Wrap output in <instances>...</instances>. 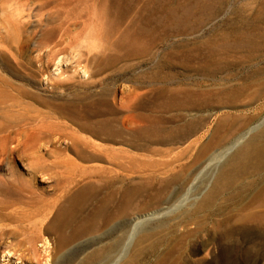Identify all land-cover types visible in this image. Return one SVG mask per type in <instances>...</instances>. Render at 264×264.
Segmentation results:
<instances>
[{
	"label": "bare ground",
	"instance_id": "bare-ground-1",
	"mask_svg": "<svg viewBox=\"0 0 264 264\" xmlns=\"http://www.w3.org/2000/svg\"><path fill=\"white\" fill-rule=\"evenodd\" d=\"M62 1L53 8L64 7L69 0ZM81 2L85 6L78 10ZM73 3V7L67 5L72 8L67 12L81 17L87 11L88 37L95 46L88 47L85 63L82 53L77 57V70L84 72L85 80H76V72L63 76L58 66L57 73L59 78L65 77L68 86L101 85L99 88L48 98L0 72V156L16 152L29 167L25 176L11 162L8 176L0 177L5 196L23 204L21 211L17 206L18 210L1 215L6 222L0 219V264H241L243 254L253 251L257 255L256 247L244 250L238 239L264 236V68H256L257 92L253 93H249L252 84L247 83L248 78L240 85L220 87L207 81L232 66L233 60H257L263 55L264 28L250 35L236 27L223 39L198 49L180 41V46L188 47L177 53L179 62L161 61L155 66L157 70L139 73L131 79L133 88H124L119 97L118 88L107 78L127 76L135 64L125 67L121 63L136 58L139 66L159 40L173 32L189 31L167 24L182 22L192 11L194 0ZM51 4L45 0L40 10L48 11ZM22 36L19 27L14 36L2 38L11 45ZM63 43L62 34L54 40L50 28L42 31L38 58L45 63L39 70L45 73L51 62L58 65L64 61ZM178 66L184 71L175 73ZM166 68L179 78L175 88L141 89L147 80L153 84L160 81ZM104 73L106 82L96 78ZM44 79L57 81L48 73ZM21 97L39 101L51 110L28 101L25 104ZM254 101L263 102L247 111L238 109L243 102ZM225 106L235 110L217 111L216 123L209 129L203 126L206 114L188 119L181 112L169 118L159 114L160 108L172 112ZM57 135L71 142L65 148L55 143L47 152L53 157L49 160L41 150L54 143ZM176 143L185 145L176 147ZM239 143L223 160L205 196L194 203L195 207L191 205L192 209L180 208V203L206 181L193 187L202 161L207 162L204 170ZM70 150L82 162L69 156ZM59 168L62 170H56ZM40 173L54 180L49 185L56 190L53 198L37 192L35 180ZM178 195V202L169 206ZM156 205L159 208H151ZM201 212L205 218L196 226L177 232L180 224ZM165 214L168 216L160 218ZM179 217L182 220L173 223ZM169 227L173 233L162 234ZM203 234L209 235L208 241H201L203 246L213 244L215 250L195 257Z\"/></svg>",
	"mask_w": 264,
	"mask_h": 264
},
{
	"label": "rangeland",
	"instance_id": "rangeland-1",
	"mask_svg": "<svg viewBox=\"0 0 264 264\" xmlns=\"http://www.w3.org/2000/svg\"><path fill=\"white\" fill-rule=\"evenodd\" d=\"M44 1L45 0H0V72L4 76L13 80L15 83L20 84L31 91L40 93L42 96L48 98H50V96H58L60 94L70 95L71 93L79 90H89L90 88L91 89L99 88L101 85L100 86L91 85L90 88L88 84L85 86H80V85L74 87L68 86L66 84L67 80L65 79V77H67L70 74H74L75 72H76V77H75L76 80L81 81L87 78L86 76H84V72H81L80 69L77 70L78 66L76 62L78 60L77 57H79V54L82 53L83 63H85L87 59L86 56L88 53V47L91 48L95 46L93 44V39L88 37L89 17L87 11H83V15L81 17H79L78 14L68 13L67 10L69 11L72 9L71 7H73L74 4L73 2H75V0L74 1L69 0L68 4L65 5L66 7L64 6L61 8H56V7L53 8V5L56 6L58 0H46L52 3L50 6L52 8L48 9V11L47 10L41 11L40 6ZM62 2L64 1L59 0V3ZM71 4H72L71 7L67 6ZM78 4L79 5L81 4L80 6H78L79 7L78 10L83 9V7L85 6V4H83L82 2ZM183 4H187V3L184 1ZM47 17L49 21H46ZM167 25L177 29L183 27V28H189L190 30L186 32H173L170 36L166 37L165 39L159 40L156 46L152 48L153 50L151 51V54L146 56L143 59L144 62L139 66L138 65L136 66V63H138L140 59H136V58L121 63L120 65L125 67L130 66L131 64H135V66H133L132 69L128 70V74L125 77L116 75L117 78L116 76H113L115 79L114 78L111 79V77L107 78L109 82L111 81L112 87L116 86L118 88L117 94L119 97L123 96L122 90L124 88L127 89L133 88L134 82L131 79L138 76L139 73L143 71L151 72L153 68L154 70L152 71L157 70L155 66L161 61L175 60L176 62H179L178 57L180 56L178 54H181L182 52L186 51L187 48L185 47H188L187 45L180 46L181 43L184 42L191 43L194 46V48L198 49V47H202L204 45L206 46L210 42L211 43L214 41L217 42L223 39L227 35V33L235 29L236 27H242V29L244 28V31H246L248 34L254 35V33L257 32V28H264V0H194V7L192 11L190 12L189 15H186L185 19L182 22H180L179 24H177L176 22H170ZM19 27L21 28L23 35L20 39L21 42L19 41L21 46L19 45V42L17 44L14 43L15 45L14 44L11 45L9 44L10 46L7 45L4 42L3 38L6 35L14 36ZM45 28L51 29L54 40H58L62 34V40L64 41V43L61 46H63L64 48V52L62 53V56L64 57V61L58 65H57V61L51 62L49 64V68L47 69V71L43 73L41 70H39V68L42 63H45V61L43 62L38 58L41 52L38 47V40L42 34V31ZM22 39L24 41H22ZM179 46L181 47L180 49L183 51L180 52ZM174 52H176L175 54L177 53L178 54L175 55ZM167 56L169 59L167 58ZM243 60L244 61L241 60L240 62L233 60L232 66H230L223 73H219V76L207 82L210 83V86L217 85L218 87H220V86H230L233 84L240 85L243 84L242 81L243 79L248 78L247 83L252 84L249 93L257 92L256 68L258 67L264 68V54L260 55L257 58V60L255 58L250 60L249 59H243ZM56 66L62 68L61 73L63 72L64 74L63 76L65 77L59 78L57 73L59 72V70L58 67ZM182 71H184V69L181 66L176 67L174 70L175 73H181ZM47 73L50 74L51 76L53 75L57 81L51 83L48 82L46 79H44L45 74ZM162 74L164 75V77H162L160 81L155 82L153 84L149 80H147V82H145L144 87H142L141 89L149 91L151 88L161 87V88H167V90L170 91L171 89L177 86V81L179 78L173 76L169 68L164 69V72H162ZM106 77H107L106 73H104V74H100L96 78L99 79L104 78L106 82ZM188 81L190 82V80H184V82H188ZM102 86L104 87L106 86V84L103 83ZM20 100L25 104L28 101L31 104H34L35 107L40 109H45L46 111L51 110L46 105H43L39 101H36L31 98L21 97ZM262 102L263 101H259L258 103H262ZM258 103L257 101L243 102L238 107V109L247 111L249 110V108L257 106ZM52 105L53 104H51V106ZM159 110H160L159 114L161 113L162 115L163 113V115H166L167 118L171 117L172 114H178L179 112H181L186 119L194 117L195 115L206 114V116H208L207 118L208 120L207 123L203 126L204 129L206 128L209 129V127L212 128V126L216 123L217 111L220 112L222 110H235V109L232 107L225 106L223 108L218 107L217 109L209 108L203 111L173 110L172 111L173 113L171 111H164L163 108L162 109L160 108ZM173 124L174 123H169L167 125H173ZM249 135L250 134H248L246 138H248ZM54 139H55L54 143L52 141L47 143L43 147L44 149L41 150L43 154H46V157L49 160H52L53 157L49 156L47 152L49 151V149H52L53 146H55V143L58 147L61 146V148L62 147L65 148V146H68L71 142L70 139L67 138L69 140L68 141L65 137L58 138V135ZM99 140L101 142L102 141L105 142L102 139ZM112 144L128 147V145L126 144L124 145L122 143H112ZM240 144L241 143L235 146L229 153H227V155L220 157L215 162L209 164L208 167L204 170L203 168L207 162L205 163L206 160L202 161L200 168L195 172L196 178H194V180L196 182L195 181L193 182V187L195 188L196 186L201 185V183L205 179L206 181L201 186L200 189L195 190L190 194V199L188 198L187 200L185 198L186 201L180 203L183 204L181 205L182 207L180 208L192 209L193 207H195L194 203L200 201L211 188L223 162ZM184 145L185 143L175 144L176 147L184 146ZM158 146L162 148H166L169 145L159 144ZM67 154L73 158H77V160L80 161V158H78V156L75 154L74 151L72 150H70V152L67 151ZM11 162L20 173H22L25 176H28L29 167L27 166V161H25L22 156H20L18 153L15 152L11 154L10 157H5L3 155L0 156V177L8 176ZM56 170L60 171L62 169L59 168ZM36 178L37 180H35V182L37 186L36 187L37 192L43 195L44 197L46 196V198H53V195L54 196L56 195V190L53 186H49V185L50 184L53 185L54 180L49 181L41 173L38 174ZM44 193L46 195H44ZM170 195H173V191L170 192ZM185 195L186 193L184 194V197ZM179 196L180 195H178L177 197L175 196L171 201L168 202V205L170 206L174 203H177L178 200L176 198H178ZM10 200L11 199L6 197L3 191L0 189L1 221L4 215H6L7 213H11L14 210V208H16L15 210H18L19 206L22 208L21 205L23 204L18 205V203L16 202L14 203L13 200L11 201ZM3 202L5 203V205L3 204ZM165 205L167 204H164L163 206ZM163 206H160V208H162ZM20 207L19 210L21 211ZM156 207L158 206L157 205L155 207L152 206L151 208H156ZM3 212H5L4 215H2ZM202 213L203 212L199 213L191 220H188V222L180 224V227L177 228V232L179 233L180 231H182V228H185L187 226L188 227L196 226L197 221H201L205 218L204 215H201ZM1 215L3 217H1ZM166 216H168V214H165L160 218H165ZM181 218L182 217H179L173 223L182 220ZM2 222H6V221L3 220ZM208 222L210 223L209 219ZM208 226L211 227L212 224L210 223ZM172 230L173 227H169V229H163L162 234H167V235L172 234L173 232L170 233ZM208 238L209 235H205V234L199 237V246L195 257H203L206 255L208 251L213 252L215 250L213 244L209 246H203L201 241H208ZM247 238L248 237L245 238L243 236H240L238 239V241H240V244L242 243V249L249 250L256 247L257 255L253 251H249L247 252V254H243L242 256H240L241 264H264V236L257 234V238H253V239L251 238L247 239ZM212 257H213L212 255H208L209 259H212ZM219 264H232V263L222 262Z\"/></svg>",
	"mask_w": 264,
	"mask_h": 264
}]
</instances>
